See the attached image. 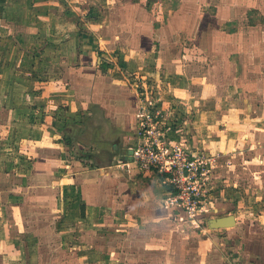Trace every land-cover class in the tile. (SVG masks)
<instances>
[{"label": "crops", "instance_id": "0c3cea01", "mask_svg": "<svg viewBox=\"0 0 264 264\" xmlns=\"http://www.w3.org/2000/svg\"><path fill=\"white\" fill-rule=\"evenodd\" d=\"M40 1L26 0L28 7L24 10L20 8L19 15H13V24L18 30L12 33L16 35L2 37L8 43L0 44V77L3 83L0 85V99L14 100L12 113H16V98L24 97L33 102L32 107H28V113L33 114L29 127L34 131L32 137L23 140L33 147L31 151L36 152L37 162L25 172L22 180L27 181L26 185L17 189H33L37 195L43 190V197L31 205L34 208H30V214L36 215L42 204L44 210L59 214V240L62 243L71 241L70 247L76 242L80 247L77 257L95 258L98 252L109 255L111 253L100 250L101 246L98 249L94 247L96 251L88 249L85 246L88 235L93 241H99L104 239V227L149 230L164 222L175 224L184 212L169 204L168 199L173 192L159 182L155 173L142 172L131 161V149L137 142L139 91H143V87H137L138 81L128 75L131 71L148 75L145 79L149 82L152 79L159 81L160 74H167L165 70L168 72L170 69L166 81L161 82L171 86L169 95H163L165 92L162 91L158 93L163 95L173 112L185 111L186 117H177L183 122L176 130L180 134L175 132L172 137L176 140L181 138L192 147L203 146L210 152L215 150L216 153L228 154L239 143L249 139L248 131L258 122L242 118L244 108L240 101L245 102L242 92L238 98H230L231 102L229 97L224 99L225 95L217 84L220 80L217 75L222 67L218 56L208 67L186 64V69L182 71L176 68L181 65L179 56L182 52L191 50L188 46L195 44L193 29L198 18L206 13L197 10L196 4L210 5L211 0H124L125 3L113 0L111 5L106 6L107 10L104 7L105 12H101V5L97 3L101 0H61L66 10L50 6L52 0H44L49 7L45 5L36 9ZM78 1L82 2L79 10L82 12L74 10ZM168 2L173 4L172 9L167 7ZM185 3L189 8L185 7ZM114 6L127 7L128 15H122L117 9L114 12ZM216 6L217 10L212 12L214 15L211 18L223 25L232 26L238 22L231 6ZM77 16H82L81 21L83 18L90 19L87 26L84 25L87 29L74 20ZM5 28L9 27L1 26L0 34ZM225 29L221 27L220 31ZM225 32L229 34V31ZM62 33H69L70 39L73 35L72 40H65ZM167 35L171 38L169 42L164 40ZM20 45L27 52L25 58H12L8 65L6 54L10 50H5L12 46L14 53L17 49L20 51ZM117 49L122 53L116 54L114 50ZM35 51L39 53L35 54ZM175 51L180 55L171 59L170 52ZM122 64L126 65V72L123 69L113 70L114 77L105 73V67L110 73ZM150 65L156 68L150 70ZM233 66L237 64L232 62L230 67ZM9 82L10 90L7 88ZM39 83L45 85L37 86ZM22 88L26 90L22 91ZM95 108L101 109L102 112L97 114L102 116L103 124L92 128L84 123L95 119L96 115L91 114ZM254 111V105L245 109L248 115ZM105 123L108 125L105 126ZM0 128H3L2 124ZM259 128L264 131V126ZM78 134L81 135L79 138ZM66 141L72 145L67 146ZM79 146L81 149L93 146V151L88 150L93 158L77 156L75 152L79 151ZM17 168H14L16 173ZM33 218L37 219L31 216L30 222ZM235 218L238 226L240 220L237 216ZM28 221L24 219L25 223ZM208 229L211 233L215 231ZM52 232L53 228L49 226L43 235L34 232L14 238L13 250L7 243L6 237L9 236L0 233V264H19L23 257L28 259L26 263L29 264L31 259L39 256L37 242L50 241ZM72 232L73 237L70 236ZM132 238L131 235V241ZM128 240L125 237L124 243ZM21 242L24 247H21ZM209 251L206 252V264L208 261L211 264H233L226 260L227 256L221 250L216 253ZM259 251L257 248L247 257L242 253L235 254L234 261L237 264L241 261L240 264H264V253ZM185 261L187 263V256Z\"/></svg>", "mask_w": 264, "mask_h": 264}, {"label": "rangeland", "instance_id": "374dc122", "mask_svg": "<svg viewBox=\"0 0 264 264\" xmlns=\"http://www.w3.org/2000/svg\"><path fill=\"white\" fill-rule=\"evenodd\" d=\"M101 1L97 2L101 5V12H105V9L107 10L106 6L111 5L113 2V0ZM50 2L49 5H52L53 8L60 7V9L66 10V5L61 0L59 2L57 0ZM117 2L125 3L124 0ZM169 2L166 3L167 7L172 9L173 4ZM81 3L78 1L75 4V11L81 10ZM38 4L36 9H39L40 6L44 8L46 2L42 0ZM219 4L231 6L234 17H237L238 22L232 26L230 24L223 25L217 19L211 18V15H214L212 12H216V5L220 6ZM196 5L197 10H202V12L205 11L206 13L201 18H198L197 26L193 29L195 34L192 38L195 39L193 41L195 44L188 46L191 50L182 52L181 56H179L180 53L178 54V51H175L170 52L169 57L171 59L178 56L181 57V65L178 64L179 66L176 68L182 71L186 69L184 66L186 64L208 67V64L212 63L218 56V61L222 67L217 75L218 79H220L217 80V84L222 89V95H225L224 99L229 97L231 102L230 98H238L239 93L242 92L243 99H245V102L243 100L240 101L244 108L242 110V118L247 121L258 122L251 128L252 130L248 131L250 132L248 133L249 139L243 141L242 144L239 143L238 147L228 154L216 153L215 150L210 152L203 146L197 148L214 158L211 184L209 186L210 192L206 195L207 203L205 208L192 216L181 212V216H178L179 220L175 224L172 221L164 222L163 225L149 230L130 227L120 228L117 226L104 227L102 232L105 235L102 236L104 239L93 241L92 237L88 235L85 246L91 250H94L96 246L97 249L98 246H101L100 250L111 254H104V256L98 252L95 253L97 256L95 258L84 257L85 259H82L77 257L76 252L80 247L76 242L70 247L71 241L62 243L59 240L61 230L59 214H52L48 210H44L42 208L44 204L40 206L41 210H36V215L30 214V208H34L31 205L39 197H43L44 194H41L43 190L40 195H37L33 189H17L19 188L18 186L24 187L26 185L27 181L22 180L25 172L27 169L30 170L29 167L32 168L33 163L37 162L36 152L34 150L31 151L33 147L27 144V140H23L24 138L32 137V131H34L29 127L33 114L28 113L30 112L28 107L33 102L24 97L16 98L15 104L17 108L15 106L14 109L16 113H12L11 109H13L14 100L12 98H3L0 99V124L3 126V128H0V206L2 201H4V206L2 205V209H0V233H2V236L8 235L10 237H6V239L8 238L7 243L12 249L14 238L18 239L21 235L25 237L36 232L43 235L47 232L49 226L53 228L50 241L40 240L37 242L36 251L39 256H36V259H31V261L29 259V264H44V262L48 264H206L207 250L212 253L221 250L227 256L226 260L228 262L237 264L234 261L235 254L242 253L244 257H247L249 253L255 252L257 248L260 253H264V131L261 128L257 129V127L264 126V0H211L210 5H204L203 3L201 6H199V3ZM186 6L188 7V4L186 5L185 3ZM27 7L28 3L26 0H0V28L3 25L10 28H5L3 33H1L3 35L0 34L1 45L2 43L4 45L8 43L6 38L16 35L12 33L18 30L16 28L17 25L13 24L15 22L13 21V15H19L20 8L24 10ZM46 7L49 6L46 5ZM190 8L192 9L193 6L191 5ZM116 9L122 15H128L129 10L127 7L116 8L114 6V12H117ZM72 10L68 9L71 12ZM81 18L77 16L74 20L76 19L80 26H87L90 19L83 18V21H81ZM221 27L222 29L226 28L225 31H229V34L225 31H220ZM84 28L87 29V27ZM68 35L69 33L67 35L62 33L65 40L70 39L71 36L68 37ZM164 40L171 41L170 35L165 36ZM186 46L184 45V47ZM203 46L208 49H204ZM11 48L5 50V52L10 50L6 54V58H8L6 63L8 65L12 58L23 60L27 53L21 45L19 47L20 51L17 49L14 53ZM114 51L116 54L122 53L118 49ZM37 53L39 51H35V54ZM120 61L124 62L122 58ZM232 62L237 64L236 67L233 66L234 69L230 67ZM113 63L111 61L114 67L115 64ZM122 65L117 69H112L110 73L109 69L105 67V73L114 77L113 70L123 69L126 72V65ZM155 68V65L148 66L150 70ZM165 71L170 74L169 68L168 72L167 69ZM131 72L128 75L138 81L137 87L139 85L143 87V91L147 93L149 99L155 98L152 95H156L158 92H165L166 94L163 93V95H167L170 92L169 88L171 86L165 84L166 82L164 84L161 83L166 81L167 74L163 75L161 72L159 81L152 79L153 81L149 80L147 82L145 78L148 75L142 74L140 71ZM1 78L0 85H3ZM44 85L45 83H39L37 86ZM157 87H159V90H157ZM7 88L10 90V82ZM25 88L21 90L25 91ZM150 91L153 93H150ZM163 95H159L161 98L159 107L170 113V123L175 133L178 129L177 126L183 124L181 119H177V117H186V113L182 110L181 113L173 112L170 107L168 108V103L165 99L162 98ZM2 105H4L3 109H1ZM252 105H254V110L257 112L254 111L255 113L251 115L246 114L245 109H248V107L251 109ZM20 110L24 112H20ZM98 112H102L101 109H92L91 114L96 115L95 119L90 122L85 121L84 124H90L92 128L102 125L103 119L101 115L97 114ZM228 115L233 116L230 112ZM40 117H43V115ZM40 117L38 118L39 121L41 120ZM106 125L108 124L105 123ZM80 136L78 134V138ZM4 139L6 140L5 142ZM83 140H85L84 136ZM83 140L81 141L83 142ZM70 141H73L72 138H70ZM94 143L96 144V142ZM79 147V151L75 152L77 156H81V153H89V149L93 151V146L84 149H81V146ZM16 167H18L17 173L14 170ZM15 202H17V205ZM229 215L239 218L240 224L236 226L237 228L227 227L223 230L210 232L207 227L210 219ZM31 216H36L37 219L33 218L32 222H30ZM25 218L29 220V223L24 222ZM73 231L75 232V230ZM131 235L133 236L132 241L130 240ZM70 236L73 237V232ZM125 237L129 238V240L124 243ZM110 238L114 240L109 241ZM21 247H24L23 242H21ZM186 256L187 263L185 261ZM5 259L6 261L9 260ZM26 261L28 259L23 257L19 264H28ZM16 262L18 263V261ZM207 264H211V262L208 261Z\"/></svg>", "mask_w": 264, "mask_h": 264}, {"label": "built area", "instance_id": "2783aa9c", "mask_svg": "<svg viewBox=\"0 0 264 264\" xmlns=\"http://www.w3.org/2000/svg\"><path fill=\"white\" fill-rule=\"evenodd\" d=\"M152 96L155 98L149 99L146 92L139 91L137 142L131 149V161L142 172L155 173L173 192L169 204L192 216L207 203L214 158L181 138L173 139L171 115L159 107V94Z\"/></svg>", "mask_w": 264, "mask_h": 264}, {"label": "water", "instance_id": "95a60500", "mask_svg": "<svg viewBox=\"0 0 264 264\" xmlns=\"http://www.w3.org/2000/svg\"><path fill=\"white\" fill-rule=\"evenodd\" d=\"M237 225L236 218L234 215H229L225 217H219L210 219L208 221V227L212 230L235 227Z\"/></svg>", "mask_w": 264, "mask_h": 264}, {"label": "trees", "instance_id": "16d2710c", "mask_svg": "<svg viewBox=\"0 0 264 264\" xmlns=\"http://www.w3.org/2000/svg\"><path fill=\"white\" fill-rule=\"evenodd\" d=\"M68 130V129H67ZM69 132V131H68ZM74 135H76V132H73ZM71 143L66 141V145L69 146ZM72 145V144H71ZM81 158H87V159H91L93 158L92 155L90 153H81Z\"/></svg>", "mask_w": 264, "mask_h": 264}, {"label": "bare ground", "instance_id": "6f19581e", "mask_svg": "<svg viewBox=\"0 0 264 264\" xmlns=\"http://www.w3.org/2000/svg\"><path fill=\"white\" fill-rule=\"evenodd\" d=\"M223 217V216H222Z\"/></svg>", "mask_w": 264, "mask_h": 264}]
</instances>
